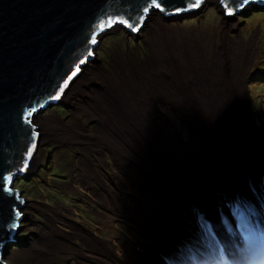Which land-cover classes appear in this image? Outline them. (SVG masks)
<instances>
[{"label": "bare ground", "instance_id": "6f19581e", "mask_svg": "<svg viewBox=\"0 0 264 264\" xmlns=\"http://www.w3.org/2000/svg\"><path fill=\"white\" fill-rule=\"evenodd\" d=\"M221 6L226 10L222 3ZM196 11L200 10L186 17L196 15ZM232 18L226 16L224 20L236 26ZM177 19L181 18L167 17L152 8L143 26L130 31L134 32L133 38L144 39V58L118 48L109 69L100 65L89 72L91 63L98 64L92 50L93 56L62 91L59 100L71 104L76 113L84 111L90 119L97 120L96 136L94 132L86 136L81 123L63 124V120L50 133L47 121L40 116L42 112L35 116L36 126L43 137L54 134L68 143L75 140L77 133H84L77 138L80 143L83 139L88 149L114 153L133 184L132 190L139 186L142 201L149 197L144 203H161L151 212H161V217L157 215L155 221L147 222L140 203L122 206L117 193L114 200L110 199L115 213L119 212V204L126 217L145 221L135 223L148 242L156 244L142 250L145 264H194L195 260L186 261L193 253L199 258L198 264H235L236 257L243 264H264V122L262 127L254 123L247 90L245 93V77L254 57L250 49L256 36L247 41L241 34L221 37L220 31L211 47L209 40L183 36L173 24ZM120 25L116 23L111 28ZM111 28L99 32L95 37L98 44L101 35ZM219 38L230 47V54L219 46ZM232 48L240 50L234 52ZM86 77L101 87L87 83ZM162 103L170 107L167 116L159 109ZM175 120L185 123L186 132L192 135L187 145L182 144L180 153L179 142L171 131ZM199 143L203 147L193 158L191 149ZM90 163H85L87 170ZM95 172L102 175L98 169ZM102 178L103 175L99 181ZM174 239L182 240L176 250L170 243ZM96 241L99 240H94V245L103 258L112 256L105 251H110L107 243L99 241V247ZM138 246L136 243L135 252L129 249L125 260L118 263L133 264V258L140 255ZM165 252L166 260L156 259L157 254L161 257ZM185 252L190 257L186 258Z\"/></svg>", "mask_w": 264, "mask_h": 264}, {"label": "rangeland", "instance_id": "374dc122", "mask_svg": "<svg viewBox=\"0 0 264 264\" xmlns=\"http://www.w3.org/2000/svg\"><path fill=\"white\" fill-rule=\"evenodd\" d=\"M207 1L201 0L196 9L200 11H196V15L191 14V17H186L192 11L180 14L178 16L181 19L173 21V24L177 25L183 36H197L205 42L209 40L211 47L214 46L216 34L220 31H223L221 37L228 33L231 36L241 34L247 41L256 36L254 46L250 49L254 57L251 69L245 77V93L247 90L249 109L252 112L254 123L262 127L264 122V6L252 4L240 14L230 15L223 9L220 0H214L205 5ZM155 14L162 16L158 11H155ZM226 16H232L231 21L235 22L236 26L230 24V20L225 21ZM162 18L167 21L164 16ZM131 33L134 32L120 25L101 35L93 57L98 64L91 63L88 71L91 72L100 65L109 69L112 54L118 48L130 50L138 54L140 58H144L146 54L144 39L133 38ZM138 34L141 35L140 32ZM219 41V46H224L223 51L230 54V47L220 38ZM245 43L243 42L242 45L245 46ZM239 50L240 48H232L234 52ZM89 78L85 79L87 83L101 87L98 83L94 84L93 81H89ZM159 109L166 116L170 113L169 105L159 104ZM76 112L71 104L61 99L59 104L46 109L40 116L47 121L46 129L50 133H54L59 121L61 124L63 120V124H72L75 121V123H81L82 131L85 130L86 136H91L93 132L96 136L97 120L90 119L89 114L84 111ZM159 120L162 121V119ZM33 121L37 125L35 116ZM172 125L174 126L171 128L173 137L175 136L176 141L179 142L177 152L180 153L182 144L187 145L192 135L186 132L188 130H186L185 123L175 120ZM177 128L179 132L176 131ZM38 129L40 131L39 126ZM84 133H77L75 140L68 143L61 138L57 139L53 136L54 134L43 137L39 132L42 138H40L39 147L34 155V166L28 172L30 178L23 184L14 185L15 189L22 191L25 199L26 204L22 212L26 220L21 224L22 230L17 235L18 244L10 249L7 256L8 264H119L117 260L124 261L126 253L130 250L135 252L136 243L139 245L136 250L140 255L133 258V264H145L141 253L152 242H148L135 220H139L140 223L145 221L142 217V219L135 220L126 217L120 211L119 204L118 206L116 204L119 212L115 213L111 203L115 193L118 194V202L120 201L122 206L124 204L127 207L132 202L140 203V211L142 210L143 215L145 212L147 222L155 221L157 215L161 217V212L160 214L156 212L157 215L151 214L153 209L161 206V203L158 201L144 203L149 197L146 196L142 201V197L139 196L142 193L139 186H134V191L132 190L133 184L129 181L130 178L123 173V165L118 162L114 153L109 150L92 151L88 149L83 139L80 143L77 138ZM202 147L203 144L199 143L197 148L191 149L193 158H195L194 154L198 155V150ZM235 156L239 158L237 154ZM87 162H91L88 164L90 173L84 167ZM96 169L104 176L103 182L99 181L102 175L99 177L95 172ZM110 188L113 189L109 190ZM248 193H250L249 190ZM97 239L108 244L110 251L106 248L105 251L111 253L112 256L107 255V258H103L102 252L97 250L93 242ZM99 241L95 243L100 247ZM171 241L175 250L182 244V240L179 239ZM226 244L229 245L228 242ZM233 245L236 249L234 240ZM166 254L167 252L162 253L161 257L157 254L156 259L163 261ZM185 255L186 258L190 257L188 253ZM191 257L186 261L192 259L195 260L194 264H198V256L193 253ZM155 262L152 264H156Z\"/></svg>", "mask_w": 264, "mask_h": 264}, {"label": "water", "instance_id": "95a60500", "mask_svg": "<svg viewBox=\"0 0 264 264\" xmlns=\"http://www.w3.org/2000/svg\"><path fill=\"white\" fill-rule=\"evenodd\" d=\"M201 0H0V264L26 220L18 180L26 182L39 147L33 118L59 97L116 23L135 31L152 8L165 16L196 10ZM231 15L264 0H220ZM235 264H243L237 257Z\"/></svg>", "mask_w": 264, "mask_h": 264}, {"label": "flooded vegetation", "instance_id": "af4514ba", "mask_svg": "<svg viewBox=\"0 0 264 264\" xmlns=\"http://www.w3.org/2000/svg\"><path fill=\"white\" fill-rule=\"evenodd\" d=\"M21 183L23 184L24 181H22V180H20L19 182L17 181V182L15 183V185H16V184H19V185H20Z\"/></svg>", "mask_w": 264, "mask_h": 264}, {"label": "snow or ice", "instance_id": "6c2138e0", "mask_svg": "<svg viewBox=\"0 0 264 264\" xmlns=\"http://www.w3.org/2000/svg\"><path fill=\"white\" fill-rule=\"evenodd\" d=\"M61 91H63V90H61Z\"/></svg>", "mask_w": 264, "mask_h": 264}]
</instances>
